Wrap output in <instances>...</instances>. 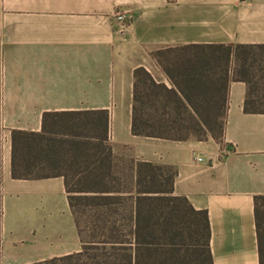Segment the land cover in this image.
<instances>
[{
	"label": "crops",
	"instance_id": "1",
	"mask_svg": "<svg viewBox=\"0 0 264 264\" xmlns=\"http://www.w3.org/2000/svg\"><path fill=\"white\" fill-rule=\"evenodd\" d=\"M118 9L130 11L123 33ZM209 45H264V0H0V264L82 248L63 176L12 175L14 133L44 134L61 114L105 115L111 157L171 167L173 194L206 212L212 264H260L264 205L256 216L254 198L264 196V113L244 111L246 84L227 85L219 140L131 132L134 71L171 96L206 95ZM88 155L78 159L84 166ZM28 160L17 149L15 165Z\"/></svg>",
	"mask_w": 264,
	"mask_h": 264
},
{
	"label": "trees",
	"instance_id": "2",
	"mask_svg": "<svg viewBox=\"0 0 264 264\" xmlns=\"http://www.w3.org/2000/svg\"><path fill=\"white\" fill-rule=\"evenodd\" d=\"M206 47L213 50L208 56L214 67L213 80L211 70L204 75L206 95L171 96L142 70L134 71L132 134L171 140H219L231 80L246 84L244 111L264 113V45ZM185 103L193 113L185 111ZM64 115L58 119L59 125L50 120L44 134L14 133L18 144H13L12 175L63 176L82 248L78 253L32 264H212L206 212L193 209L185 198L173 194L174 170L129 160L120 167L116 179L105 115H93L87 121ZM57 135L69 140L58 142ZM61 145L72 156L66 160L70 167L81 164V154L91 157L89 165L71 176L77 177L73 186L66 173L52 171L57 167ZM17 149L34 160L17 167ZM38 151L42 159L37 162ZM114 180L116 186H112ZM254 201L257 216V203L264 205V196ZM80 204L87 212L80 209ZM256 223L259 262L264 264V227Z\"/></svg>",
	"mask_w": 264,
	"mask_h": 264
},
{
	"label": "rangeland",
	"instance_id": "3",
	"mask_svg": "<svg viewBox=\"0 0 264 264\" xmlns=\"http://www.w3.org/2000/svg\"><path fill=\"white\" fill-rule=\"evenodd\" d=\"M61 133V132H60ZM56 139L58 142L60 141H64V140H69V137H65L63 135H57ZM63 155V156H62ZM68 159V153L67 150H65V147L63 145H61V151H60V157L56 163L57 167L52 170V171H57V172H62V173H66L70 179V186H73L75 179L77 178H71V176H73V174H75V172H77L78 170H81L84 168L83 164H79V165H75V166H69V164H66V160ZM111 164H112V168L114 169V178H118L119 177V169L122 165H124V163L127 162V160L124 157H111ZM129 184V183H128ZM130 185V184H129ZM112 186H116V180H114V182L112 183ZM80 209L84 210L85 212H87V208L85 206H83L82 204H80ZM0 213H1V209H0ZM1 215V214H0ZM84 221V219H83Z\"/></svg>",
	"mask_w": 264,
	"mask_h": 264
},
{
	"label": "built area",
	"instance_id": "4",
	"mask_svg": "<svg viewBox=\"0 0 264 264\" xmlns=\"http://www.w3.org/2000/svg\"><path fill=\"white\" fill-rule=\"evenodd\" d=\"M113 17L115 19L118 32L123 33L130 18V11L127 9H118L113 13ZM197 160L200 161L201 159L198 158Z\"/></svg>",
	"mask_w": 264,
	"mask_h": 264
}]
</instances>
